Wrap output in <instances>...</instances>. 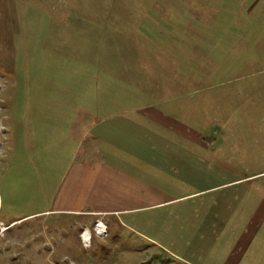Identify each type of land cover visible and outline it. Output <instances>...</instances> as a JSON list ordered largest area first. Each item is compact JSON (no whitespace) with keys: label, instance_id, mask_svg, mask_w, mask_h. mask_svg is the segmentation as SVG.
Instances as JSON below:
<instances>
[{"label":"rangeland","instance_id":"obj_1","mask_svg":"<svg viewBox=\"0 0 264 264\" xmlns=\"http://www.w3.org/2000/svg\"><path fill=\"white\" fill-rule=\"evenodd\" d=\"M139 106L185 127L207 192L86 242L26 217L93 116ZM0 264H264V0H0Z\"/></svg>","mask_w":264,"mask_h":264},{"label":"crops","instance_id":"obj_2","mask_svg":"<svg viewBox=\"0 0 264 264\" xmlns=\"http://www.w3.org/2000/svg\"><path fill=\"white\" fill-rule=\"evenodd\" d=\"M92 100L96 102L95 95ZM108 110L84 127L85 142H78L50 206L26 217L78 219L81 238L92 229L102 238L111 222L137 232L154 224L163 208L209 190L206 177L202 179L203 156L192 151L178 121L148 106ZM211 220L206 214L205 232L216 217Z\"/></svg>","mask_w":264,"mask_h":264},{"label":"bare ground","instance_id":"obj_3","mask_svg":"<svg viewBox=\"0 0 264 264\" xmlns=\"http://www.w3.org/2000/svg\"><path fill=\"white\" fill-rule=\"evenodd\" d=\"M100 226H101V225H100ZM86 236H87L86 234L83 235V239H84V241H86Z\"/></svg>","mask_w":264,"mask_h":264}]
</instances>
